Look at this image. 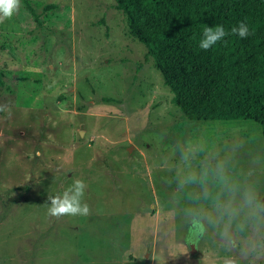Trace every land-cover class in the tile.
<instances>
[{"label": "rangeland", "instance_id": "obj_1", "mask_svg": "<svg viewBox=\"0 0 264 264\" xmlns=\"http://www.w3.org/2000/svg\"><path fill=\"white\" fill-rule=\"evenodd\" d=\"M27 1L0 22V264H264L252 233L199 234L200 189L177 188L180 149L215 144L264 199L259 124L187 120L114 0ZM74 179L89 215L50 217Z\"/></svg>", "mask_w": 264, "mask_h": 264}, {"label": "trees", "instance_id": "obj_2", "mask_svg": "<svg viewBox=\"0 0 264 264\" xmlns=\"http://www.w3.org/2000/svg\"><path fill=\"white\" fill-rule=\"evenodd\" d=\"M113 6L187 120H253L264 154V0H114ZM242 21L251 33L243 39L231 33ZM217 25L228 34L200 49L204 28ZM4 76L0 68V87Z\"/></svg>", "mask_w": 264, "mask_h": 264}, {"label": "clouds", "instance_id": "obj_3", "mask_svg": "<svg viewBox=\"0 0 264 264\" xmlns=\"http://www.w3.org/2000/svg\"><path fill=\"white\" fill-rule=\"evenodd\" d=\"M19 7L20 0H0V22L11 18ZM231 33L242 39L251 34L243 21L232 27ZM227 34L223 26H206L199 48L208 50ZM3 110L0 108V111ZM194 160H198V166H193ZM179 164L182 172L178 174V191L188 186L200 189L199 193H189L199 206L186 210L190 224L199 227V234L206 231L209 224L228 239L234 231L238 234L252 233L253 237L243 254L247 256L251 253L257 259L264 256V199H261L256 184L250 180L253 171L235 174L231 156L215 144L207 143L186 144L180 149ZM86 188L83 180L74 179L62 194L48 196V215L55 218L89 215V205L83 202ZM201 200L211 202L214 216L199 203ZM189 243L193 244L192 241ZM221 264H237V261L232 256H224Z\"/></svg>", "mask_w": 264, "mask_h": 264}, {"label": "water", "instance_id": "obj_4", "mask_svg": "<svg viewBox=\"0 0 264 264\" xmlns=\"http://www.w3.org/2000/svg\"><path fill=\"white\" fill-rule=\"evenodd\" d=\"M80 132H82V131H80ZM190 246H191V253L195 250L194 249V245L193 244H190Z\"/></svg>", "mask_w": 264, "mask_h": 264}]
</instances>
